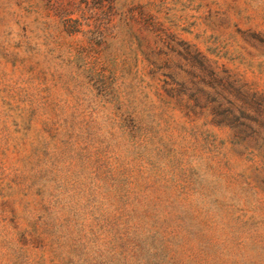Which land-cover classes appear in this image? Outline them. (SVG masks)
<instances>
[{
	"label": "rangeland",
	"instance_id": "1",
	"mask_svg": "<svg viewBox=\"0 0 264 264\" xmlns=\"http://www.w3.org/2000/svg\"><path fill=\"white\" fill-rule=\"evenodd\" d=\"M114 4L89 48L0 0V264H264V120L187 83L264 93V0ZM179 39L210 62L178 80Z\"/></svg>",
	"mask_w": 264,
	"mask_h": 264
},
{
	"label": "trees",
	"instance_id": "2",
	"mask_svg": "<svg viewBox=\"0 0 264 264\" xmlns=\"http://www.w3.org/2000/svg\"><path fill=\"white\" fill-rule=\"evenodd\" d=\"M31 11H37L39 3L44 6V26L55 30L58 33L67 35H78L79 41L86 44L89 48L104 43L108 36L105 35L106 25L112 23L115 9L114 0H26ZM178 55L182 56L183 62L178 65V80L188 71L184 68H194L195 62H210V59L202 54L192 45L184 44L185 41L178 40ZM144 55V59L153 55L151 51L139 50ZM153 61H148L152 64ZM224 71V70H223ZM224 76L216 77L214 82L206 83L201 79L194 82L184 79L183 82L200 83L201 88L196 92V99L202 98L207 92L204 88L208 87L212 94L213 102L211 113L216 115L219 108L222 109V117L228 121V126L232 131V136L241 137L242 143L249 144L255 140L258 134V127L263 125L259 121L264 120V93L258 91L247 82L241 83L236 88H228L223 85ZM182 82V81H180ZM235 91V92H234ZM230 121V122H229Z\"/></svg>",
	"mask_w": 264,
	"mask_h": 264
}]
</instances>
